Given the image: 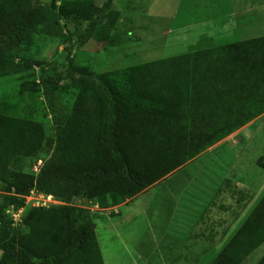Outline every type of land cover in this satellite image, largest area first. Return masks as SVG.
<instances>
[{
  "label": "trees",
  "instance_id": "16d2710c",
  "mask_svg": "<svg viewBox=\"0 0 264 264\" xmlns=\"http://www.w3.org/2000/svg\"><path fill=\"white\" fill-rule=\"evenodd\" d=\"M36 1L0 0V79L21 81L13 95L0 94V264H104L90 212L72 202L117 207L261 115L264 37L100 74L68 56L15 64L6 41L29 49L39 33L68 44V25L86 24L88 38L96 23L119 18L113 0H51L49 8ZM206 77L218 78L224 99L222 131L208 137L202 127L207 120L214 129L215 116L200 112L210 96ZM38 92L51 110L58 99L66 106L55 117L53 139L30 113L17 114ZM45 148L51 153L37 174L12 169ZM31 192L63 205L31 208L15 225L7 212L24 208ZM263 244L264 195L210 264H243ZM255 264H264V254Z\"/></svg>",
  "mask_w": 264,
  "mask_h": 264
},
{
  "label": "rangeland",
  "instance_id": "374dc122",
  "mask_svg": "<svg viewBox=\"0 0 264 264\" xmlns=\"http://www.w3.org/2000/svg\"><path fill=\"white\" fill-rule=\"evenodd\" d=\"M103 1L97 0V3L102 5ZM36 5L49 8L51 0H37ZM113 7L119 14L117 21L112 25L96 23L88 38L86 24L68 25L65 28L70 34L68 44L37 33L29 49L10 41L3 44V49L15 57V64L21 57L48 64L54 60L64 62L68 56L74 66L86 68L91 74H100L146 65L199 49L264 37V0H113ZM67 47H72L70 55L65 51ZM36 71L38 73L37 68ZM20 83L19 76L0 79V94L13 95V89ZM57 102L51 110L38 92L25 97L17 114L30 113L43 124L47 137L53 139L55 117L62 116L66 107L63 100L58 99ZM50 153L45 148L37 160L19 159L12 169L35 175L39 162L43 163ZM261 157L264 159L262 154ZM192 187L198 196L187 198L185 203L197 207L196 199H203L207 188L199 181H193ZM260 197H255V203ZM43 202L46 203L45 208L63 205L52 198L40 200V204ZM35 203L29 201L27 210ZM72 205L90 212L104 264H194V261L169 259L178 252L182 258L189 257V249L192 248V243L180 236L177 221L182 215L179 209L171 219L153 221L152 217L139 216L135 210L133 214L119 209L101 211L94 202L86 200H76ZM120 214L122 219L117 217ZM19 228L25 229L22 225ZM143 248L154 250L152 260L142 259ZM263 254L264 244L243 264H255Z\"/></svg>",
  "mask_w": 264,
  "mask_h": 264
},
{
  "label": "crops",
  "instance_id": "0c3cea01",
  "mask_svg": "<svg viewBox=\"0 0 264 264\" xmlns=\"http://www.w3.org/2000/svg\"><path fill=\"white\" fill-rule=\"evenodd\" d=\"M204 82L211 85L208 89L210 96L206 95L207 101L200 112L203 116H215L214 129L207 120L202 127L208 137L222 131L224 99L218 88V78L206 77ZM260 154L264 156V112L208 146L181 168L148 185L136 197L117 207L100 210L119 209L129 214L136 211L139 216L152 217L154 221L171 219L179 209L182 215L177 221L180 236L192 243V248L189 249V257L182 258L178 252L169 259L194 261V264L213 261L254 208L255 197L264 195V159L259 158ZM193 181H199L207 188L204 198L196 199L197 207L185 203L187 198L198 196L192 187ZM121 216L117 217L122 219ZM153 253V249L143 248L142 259L152 260ZM213 253L214 256L211 255Z\"/></svg>",
  "mask_w": 264,
  "mask_h": 264
},
{
  "label": "built area",
  "instance_id": "2783aa9c",
  "mask_svg": "<svg viewBox=\"0 0 264 264\" xmlns=\"http://www.w3.org/2000/svg\"><path fill=\"white\" fill-rule=\"evenodd\" d=\"M40 166H41V162H39L38 169H35L36 170L35 174L38 173ZM34 197H37V199H34ZM44 198L45 199L47 198L49 200L51 199V197H47V196H44V195H41V194H38V193H35V192H31L29 197L26 198V202H25V207L24 208H22V209H20V210H18L16 212L12 211V210H9L7 213H9L12 216L13 222H14L15 225L21 224L22 223V218L24 216V212H26L27 209L29 208V201H32L34 203L36 202L32 206V208H38V207L39 208H45V206H46L45 202L40 204V200H42Z\"/></svg>",
  "mask_w": 264,
  "mask_h": 264
}]
</instances>
